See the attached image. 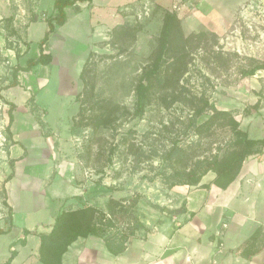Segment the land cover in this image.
<instances>
[{"label":"rangeland","instance_id":"1","mask_svg":"<svg viewBox=\"0 0 264 264\" xmlns=\"http://www.w3.org/2000/svg\"><path fill=\"white\" fill-rule=\"evenodd\" d=\"M54 2L0 0V220L9 226L11 219L4 203L16 143V123L11 131L7 127L10 101L21 106L15 117L34 114L44 135L52 137V159L73 162L77 182L101 179L108 186L101 206L97 200L68 207L91 208L70 223H94L112 242L122 240L139 223L144 192L159 198L174 172L224 152L233 134L226 120H210L212 106L232 110L242 121L252 102L264 97V71L244 75L256 64L253 59L264 62V0L79 1L74 11L83 7L90 40L72 21L64 35L54 32L47 47L58 59L33 73L19 72L20 84L6 87L18 64L39 56L46 20L57 14ZM168 11L177 13L181 29L153 72ZM87 41L80 70L68 65L61 71L60 61L81 57ZM144 80L149 103L138 115L137 89Z\"/></svg>","mask_w":264,"mask_h":264},{"label":"crops","instance_id":"2","mask_svg":"<svg viewBox=\"0 0 264 264\" xmlns=\"http://www.w3.org/2000/svg\"><path fill=\"white\" fill-rule=\"evenodd\" d=\"M91 5H96L95 0ZM76 6L66 8L68 21L55 33L64 35L74 21L81 31H87L89 41L91 22L81 17L82 6L74 11ZM53 34L52 42L56 38ZM88 41L81 57L69 64L60 61L61 71L68 65L79 69L80 61L86 58ZM54 57L58 59L56 53ZM257 101L258 98L252 103ZM261 102L259 112L243 116L241 121V127L255 139H264V97ZM22 122L24 127L20 128ZM14 124L15 163L7 184V201L13 213L9 226L5 219L0 220V228L6 231L0 235V244L5 242L0 263L6 262L15 250L13 264H42L40 237L26 234L25 230L49 232L56 216L68 207L76 209V203L97 200L101 206L110 192L104 183L77 182L73 162L52 159V137L44 135L34 114L24 112L15 117ZM215 177L216 173L209 171L199 185L163 188L159 198L144 192L139 223L125 238L113 242L118 245L125 240L123 251L113 253L106 236H80L64 253L63 264H264V147L262 154L244 161L240 174L228 188L214 184ZM98 186L99 191L88 194L90 188ZM176 209L182 212L176 214ZM258 229L261 232L252 239Z\"/></svg>","mask_w":264,"mask_h":264},{"label":"trees","instance_id":"3","mask_svg":"<svg viewBox=\"0 0 264 264\" xmlns=\"http://www.w3.org/2000/svg\"><path fill=\"white\" fill-rule=\"evenodd\" d=\"M79 1L92 3L93 0H55L54 8L57 11L52 18L47 19V29L44 36L40 39L38 46L40 48V54L38 57H30L27 59L25 65L18 64L12 71L13 80L9 82L6 87H15L20 84L19 72H29L33 68L42 65H49L55 62V57L51 51L47 50L50 44L51 36L56 32L57 27L64 25L68 21V14L66 8L68 6H74ZM181 24L177 13L166 12L164 17V25L162 30V36L160 40V49L156 57L155 66L153 72L157 71L161 65V61L164 56L169 51L171 44L173 43L176 34L180 32ZM256 62L255 65L250 70L245 71V76H253L258 70L264 69V62L253 59ZM83 79V73L81 74ZM150 85L147 81H142L137 89V103H136V113L142 115L149 103V87ZM10 105L9 123L8 130L11 131V126L15 121L14 111L17 105L14 102H7ZM261 100L254 104H251L252 110L250 108L246 112L247 115L259 112ZM206 109V108H205ZM213 113L210 115V120H226L232 131V139L227 144L226 149L222 154H216L211 158H204L198 160L193 168L188 170L174 172L171 176V181L169 182V187H174L176 185H199L202 181L204 175L209 171L216 173V177L213 183L222 189H226L229 185L238 177L240 171L243 167L244 161L253 155H260L263 152L264 139H255L249 137L246 130L241 127V121L237 119L232 110L218 109L216 106H212ZM254 111V112H253ZM253 112V113H252ZM15 159H11V164L14 167ZM13 177V173L8 176V180ZM98 184L101 183V179L97 181ZM4 203L9 207V214L12 216L13 208L8 203L7 200ZM91 210L90 206L88 208H80L78 211L64 210L59 213L55 222L52 225V229L49 232H37L25 230V233H34L40 237V260L42 264H63V255L68 250V247L80 236L87 237L91 234L105 237L104 228H100L97 224L88 223L86 225L80 226L76 222V226L70 223V218L74 217L78 212L84 217L87 216V212ZM108 226H112L113 222L109 220ZM4 229L0 228V235L5 233ZM260 229L256 230L253 234L252 239H255L259 233ZM109 249L118 254L125 249V240L121 244L113 243L109 238L106 237ZM17 252L12 250L9 259L0 264H13V258L16 256Z\"/></svg>","mask_w":264,"mask_h":264},{"label":"water","instance_id":"4","mask_svg":"<svg viewBox=\"0 0 264 264\" xmlns=\"http://www.w3.org/2000/svg\"><path fill=\"white\" fill-rule=\"evenodd\" d=\"M175 212H176V214H179V213L182 212V210L181 209H176Z\"/></svg>","mask_w":264,"mask_h":264}]
</instances>
